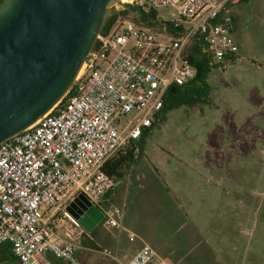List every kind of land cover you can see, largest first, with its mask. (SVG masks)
Here are the masks:
<instances>
[{
    "label": "built area",
    "instance_id": "1",
    "mask_svg": "<svg viewBox=\"0 0 264 264\" xmlns=\"http://www.w3.org/2000/svg\"><path fill=\"white\" fill-rule=\"evenodd\" d=\"M239 1L130 0L139 9H173L178 19L169 24L182 29L178 37L167 31L166 23L170 39L163 43L152 31L120 21L98 36L97 47L64 98L34 125L0 144V248L9 245L16 264H42L49 254L65 264H81L79 254L90 250L68 207L79 195L99 206L122 185L103 173L105 164L141 138L171 87L194 80L189 57L195 44L214 64L237 56L228 6ZM130 14L140 18L141 13ZM184 24L192 26L184 29ZM122 219L119 208L105 209L106 226L120 229ZM100 254L116 259L106 249ZM156 257L143 243L118 264H154Z\"/></svg>",
    "mask_w": 264,
    "mask_h": 264
},
{
    "label": "rangeland",
    "instance_id": "2",
    "mask_svg": "<svg viewBox=\"0 0 264 264\" xmlns=\"http://www.w3.org/2000/svg\"><path fill=\"white\" fill-rule=\"evenodd\" d=\"M122 4L111 15L121 14L124 6L135 9L130 1ZM141 9L149 11L145 5ZM155 11L153 27L137 25L133 19L139 18L131 14L115 26L130 21L168 42L164 23L177 20V14ZM228 14L239 47L236 61L210 72L208 101L171 111L158 123L143 155L122 170L124 182L120 179L108 202L126 214L127 236L138 250L147 243L156 251L154 264H199L201 251L204 264H213L209 255L216 264H264V0L231 4ZM159 182L169 187V201ZM153 188L144 204L142 194ZM156 192H161L158 202ZM196 234H202V249ZM103 249L96 250L95 259H105Z\"/></svg>",
    "mask_w": 264,
    "mask_h": 264
},
{
    "label": "water",
    "instance_id": "3",
    "mask_svg": "<svg viewBox=\"0 0 264 264\" xmlns=\"http://www.w3.org/2000/svg\"><path fill=\"white\" fill-rule=\"evenodd\" d=\"M121 0H3L0 144L49 113L73 86ZM126 10L133 13L127 6ZM90 232L104 215L84 195L68 207Z\"/></svg>",
    "mask_w": 264,
    "mask_h": 264
},
{
    "label": "trees",
    "instance_id": "4",
    "mask_svg": "<svg viewBox=\"0 0 264 264\" xmlns=\"http://www.w3.org/2000/svg\"><path fill=\"white\" fill-rule=\"evenodd\" d=\"M2 1L3 0H0V4ZM246 1L248 0H241V2ZM127 7L132 11H140V18L133 19V21L137 25L142 24L145 27L150 28L153 27L154 23H156L158 17L155 10L149 9L148 12H144L141 8L139 9L138 7L135 9L130 8L129 6ZM129 14V10H124L121 14H112L100 34L107 35L111 31V29L116 25L121 16H127ZM166 25L167 31L173 34L174 37H178V33L181 32L182 29H175L169 23H167ZM94 47H97V42ZM192 50L193 52L192 55L189 57V61L196 69V75L194 80L186 86L171 87L166 92V95L164 97V106L160 113L155 117L154 121L152 122V125L143 130L142 136L138 141L133 142L130 146H127L124 149L118 151L116 155L105 164L102 171L106 176L121 179V171L124 168H129L143 155L146 140L150 137L152 131L158 125V123H161L166 119L168 113L181 107L193 106L197 103L208 101L209 95L211 93V86L208 83V76L213 69L218 67L219 64H213L211 57L203 52V48L199 46V44H195ZM226 61L233 63L236 61V58H227ZM203 246L204 245L199 242V248L202 249ZM201 254V261H199V264H204L205 254H203L202 251ZM9 258L15 260L11 252L10 246L3 245L0 248V263L7 261ZM185 259L186 256L184 254V256L182 257V262ZM209 260L211 261V263L216 264V262H213L215 259H212L210 255Z\"/></svg>",
    "mask_w": 264,
    "mask_h": 264
},
{
    "label": "crops",
    "instance_id": "5",
    "mask_svg": "<svg viewBox=\"0 0 264 264\" xmlns=\"http://www.w3.org/2000/svg\"><path fill=\"white\" fill-rule=\"evenodd\" d=\"M136 163V162H135ZM134 163V164H135ZM134 164H132L129 168L126 169H130ZM122 177L121 180L122 182H124V174L121 171ZM161 180V179H160ZM160 184V189L161 192H163L162 195H165L167 200L169 201L170 196H169V187L166 186L164 183L159 182ZM151 185V184H150ZM149 186V185H148ZM152 190H148V191H144L145 193L142 194V202L144 204H147V200L149 198V195H153ZM115 191H113L109 196H107L105 198V201L100 204L99 206H97L99 208V210L101 211V213L104 215V211L106 208H108V202L109 199L111 198V196L113 195ZM160 192V195H161ZM156 194V195H155ZM154 196L157 199V196H160L159 193H155ZM145 197V198H143ZM158 202V199L157 201ZM171 202V201H170ZM157 207V206H156ZM170 209H167V212ZM123 212V222H121V228L120 229H116L117 232H112L111 230L113 228H110L108 226H106L103 223V220L101 223H99L98 225H96L90 232L85 231V235H84V246L85 248H88L90 251H83L79 254V257L82 259L81 264L83 263H87V264H118V263H124L127 262L133 255L134 253L138 250L134 240L130 241V238H128L127 233H128V229H127V223L124 224V221H126V214ZM159 215L155 216V221H159ZM61 235H63V231H59ZM134 234V233H131ZM195 235V234H194ZM198 240L202 238V234H196ZM139 240V239H138ZM141 240V239H140ZM204 242L205 238L203 237ZM187 241H183L182 246L184 247V253L188 251L189 247L187 244ZM199 242L202 243V239L199 240ZM207 243V242H206ZM101 248H104L103 250H109L112 252V254L114 255V257L117 259H112V258H105L104 260H98L94 258V253H96V250H100ZM102 250V251H103ZM100 253V251H99ZM182 262V259L179 261V263ZM65 264V262L58 260L56 258H54L52 255H47L46 258L42 261V264ZM178 264V263H177Z\"/></svg>",
    "mask_w": 264,
    "mask_h": 264
},
{
    "label": "bare ground",
    "instance_id": "6",
    "mask_svg": "<svg viewBox=\"0 0 264 264\" xmlns=\"http://www.w3.org/2000/svg\"><path fill=\"white\" fill-rule=\"evenodd\" d=\"M125 1H128V2H129L130 0H121L120 2L123 3V2H125Z\"/></svg>",
    "mask_w": 264,
    "mask_h": 264
}]
</instances>
